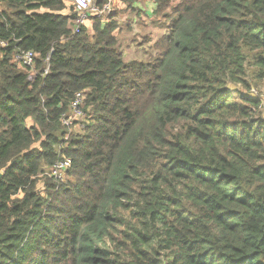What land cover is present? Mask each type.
<instances>
[{
    "label": "trees",
    "instance_id": "trees-1",
    "mask_svg": "<svg viewBox=\"0 0 264 264\" xmlns=\"http://www.w3.org/2000/svg\"><path fill=\"white\" fill-rule=\"evenodd\" d=\"M148 1L168 32L125 62L114 12L74 33L72 1L0 0V264H264L262 101L231 89L264 82V0Z\"/></svg>",
    "mask_w": 264,
    "mask_h": 264
},
{
    "label": "rangeland",
    "instance_id": "rangeland-1",
    "mask_svg": "<svg viewBox=\"0 0 264 264\" xmlns=\"http://www.w3.org/2000/svg\"><path fill=\"white\" fill-rule=\"evenodd\" d=\"M70 1L72 0H66L68 9L72 7ZM112 1V11L114 12L112 19H114L115 21L113 22L117 24V32L115 33L118 43L117 47L118 51L123 54L124 61H149L150 57H154L157 54V50L155 48L156 41L162 34L168 32L167 27L171 22L172 11L169 10L166 13L158 16L154 15V11L156 8L155 5L148 0H140L139 2L132 5L125 4L122 2V0ZM176 5L177 3H175L173 7ZM3 10L4 6L0 4V11ZM44 11L45 10H42V12ZM66 13H68V11ZM93 24L94 23H91V21H89L86 25V30L90 34H93ZM161 28L164 30H161ZM248 82L250 84V90H245L241 86H231V89L233 91L237 90L245 95H250L254 98L260 99L262 101V106L259 110V115L264 119V82L256 79L254 75L253 77H248ZM90 114L91 110H88L85 117V123H82L81 127H74L71 131L72 134H84L83 125H88ZM82 121L83 120H81V122ZM29 124L32 125L31 122ZM68 137L69 135H67V138H64V141L67 139V144L70 140L68 139ZM67 144H63V148H65ZM52 171L53 173H61L60 170L55 171L54 169H52ZM61 174L65 180L68 178L66 174ZM44 176L47 177V175ZM39 190L41 192H44L45 188L43 187V183L39 185Z\"/></svg>",
    "mask_w": 264,
    "mask_h": 264
},
{
    "label": "built area",
    "instance_id": "built-area-1",
    "mask_svg": "<svg viewBox=\"0 0 264 264\" xmlns=\"http://www.w3.org/2000/svg\"><path fill=\"white\" fill-rule=\"evenodd\" d=\"M73 5L75 6L77 12V19L74 26V33H79L81 27L86 26L89 21L92 19H98L101 21H106L107 17L113 12V1L112 0H72ZM101 3V4H100ZM2 47L6 45L0 43ZM38 55L33 51L21 50L17 52L15 57V62L19 65L20 68L27 70L32 75H36V64L35 60ZM49 68L42 74L45 77L48 74ZM85 102V93H77L75 99L70 105V112L68 115H65L62 119L63 127L72 131L74 127L82 126V123H85L86 114L84 113L83 107ZM81 120H83L81 122ZM86 124L83 125L85 129ZM84 131V130H83ZM52 169L60 170L61 173L68 174V171L71 169V161L69 159H64L63 162L56 164ZM51 169L50 176L56 181H64L62 174L57 172L53 173Z\"/></svg>",
    "mask_w": 264,
    "mask_h": 264
},
{
    "label": "water",
    "instance_id": "water-1",
    "mask_svg": "<svg viewBox=\"0 0 264 264\" xmlns=\"http://www.w3.org/2000/svg\"><path fill=\"white\" fill-rule=\"evenodd\" d=\"M2 176H3V174H0V179H1Z\"/></svg>",
    "mask_w": 264,
    "mask_h": 264
}]
</instances>
